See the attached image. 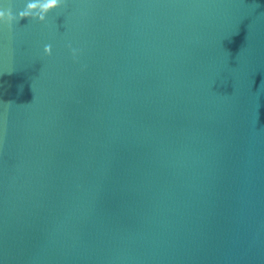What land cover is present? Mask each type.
<instances>
[{
	"label": "water",
	"instance_id": "obj_1",
	"mask_svg": "<svg viewBox=\"0 0 264 264\" xmlns=\"http://www.w3.org/2000/svg\"><path fill=\"white\" fill-rule=\"evenodd\" d=\"M0 264H264V0L0 21Z\"/></svg>",
	"mask_w": 264,
	"mask_h": 264
},
{
	"label": "clouds",
	"instance_id": "obj_2",
	"mask_svg": "<svg viewBox=\"0 0 264 264\" xmlns=\"http://www.w3.org/2000/svg\"><path fill=\"white\" fill-rule=\"evenodd\" d=\"M62 0H46V3H43L42 10L44 15L42 16H34V10L36 8V0L34 2H27L25 6L13 12L11 7H6L0 10V21L5 22L9 27L12 25L13 22L19 23L20 20L28 18V19H36L39 21H43L45 19V15L53 8L60 6ZM71 48V46L69 45ZM77 49H71L72 55L75 58L77 54ZM43 52L46 55L51 54V45L46 44L44 45Z\"/></svg>",
	"mask_w": 264,
	"mask_h": 264
}]
</instances>
